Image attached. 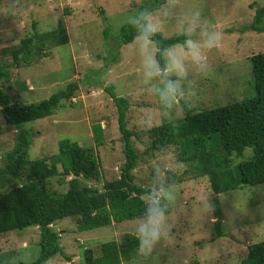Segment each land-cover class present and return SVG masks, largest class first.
Returning <instances> with one entry per match:
<instances>
[{
    "label": "rangeland",
    "instance_id": "1",
    "mask_svg": "<svg viewBox=\"0 0 264 264\" xmlns=\"http://www.w3.org/2000/svg\"><path fill=\"white\" fill-rule=\"evenodd\" d=\"M161 1L163 4L164 0ZM144 3V0H2L0 67L8 66L5 69L8 79L0 78V86L12 101L31 104L47 100L69 83L78 84L72 98L61 104L54 115L27 125L33 141L28 155L30 160L45 158L50 164V157L58 152V142L65 139L86 149L93 148L100 164V178L97 183L86 184L101 191L105 182L119 178L125 160L117 109L106 89L113 87L117 97L129 101L127 127L135 134L131 142L138 154L133 182L146 190L159 171L164 179L175 182L177 199L170 209L169 234L157 245L153 259L146 261L135 251L122 258L120 264H239L249 245L264 241V186H240L220 194L221 216L215 219L208 180L196 177L190 163L179 161L178 147L173 145L158 152L148 150V131L162 123L176 124L184 118L185 111L178 104L177 111L161 121L155 97L144 90L134 41L121 46L116 57L113 44L121 26L126 25L124 18ZM256 8L264 9V0H178L176 17L162 18L156 12L158 33L164 38L185 35L180 17L189 9H198L202 22L211 23L221 34L218 46L205 51L208 75L200 77L195 70L190 73L197 93L188 107L193 113L254 95L249 58L264 52V33L248 30ZM60 19L65 27L66 44L44 43L29 65H12L11 52L18 49L21 40L33 35V24L42 34L54 30ZM105 28L109 30L107 40L103 37ZM33 44L41 47L39 42ZM15 137V129L0 119L1 169L4 155L15 145ZM245 152L246 149L241 156L232 157L231 167L237 165L234 163L237 158L241 162L251 158ZM178 162L183 167L178 169ZM58 169L61 171L60 166L48 185L50 190L65 192L72 177L63 178ZM216 220H220L225 237H216ZM134 221L84 232L77 230L76 218L55 222L50 227L59 234V244L70 260L57 254L45 264H84V249H91L99 257L103 243L118 242L126 233L134 235ZM23 241L26 248L21 246ZM39 241L37 227L0 234V264H27L36 259L40 254Z\"/></svg>",
    "mask_w": 264,
    "mask_h": 264
},
{
    "label": "trees",
    "instance_id": "2",
    "mask_svg": "<svg viewBox=\"0 0 264 264\" xmlns=\"http://www.w3.org/2000/svg\"><path fill=\"white\" fill-rule=\"evenodd\" d=\"M2 0H0L1 3ZM140 8L151 6L158 9L161 0H144ZM32 36L21 40L18 49L12 53L14 66L29 65L34 56L41 52L44 43L63 45L67 43L62 19L54 30L39 34L32 26ZM264 33V9L256 8L252 25L248 28ZM244 29H240V32ZM105 40L109 30L103 31ZM135 32L127 25L120 28L114 41L116 57L121 46L134 41ZM164 44L175 43L184 38H164L157 33ZM39 42L41 47L33 43ZM21 53V55H19ZM254 95L214 109L193 113L184 108V118L176 124L162 123L148 131L149 151H161L169 146L179 149V161L190 163L198 178H206L212 192V214L221 216L219 195L236 190L240 186H264V52L249 58ZM8 66L0 67V78L8 79ZM78 89L77 83H69L37 103L19 104L0 86V119L16 131L13 149L4 155V168H0V234L37 227L40 231V254L27 264H44L55 255L66 261L59 244V234L50 227L65 218L77 219L79 232L120 224L138 217L143 209L144 189L133 182L132 172L137 166L138 154L131 142L135 134L127 127L126 113L129 101L117 97L113 87L106 91L117 109V126L121 135L124 163L119 178L105 182L101 190L88 186L86 182L97 183L100 178V164L93 148H83L77 142L65 139L58 142V152L50 157L30 160L28 150L32 144L30 127L32 122L51 117L61 104L69 101ZM100 129H102L100 127ZM247 146L252 156L231 167L232 157H239ZM60 166L58 173L67 181V190H50L49 179ZM217 238L225 237L220 220L214 223ZM136 240L129 233L118 241L101 245V255L95 257L91 249L82 251L84 264H120L136 251ZM239 264H264V241L249 245L246 257Z\"/></svg>",
    "mask_w": 264,
    "mask_h": 264
},
{
    "label": "clouds",
    "instance_id": "3",
    "mask_svg": "<svg viewBox=\"0 0 264 264\" xmlns=\"http://www.w3.org/2000/svg\"><path fill=\"white\" fill-rule=\"evenodd\" d=\"M157 11L162 18L176 17L178 0H164L158 9L145 6L133 10L123 23L135 32L134 43L140 59L142 84L146 93L155 97L163 122L177 111L178 104L184 108L191 107L192 97L197 93L190 73L195 70L200 77L208 75L205 51L218 46L221 34L211 23L202 22L198 9H189L180 17L184 38L164 44L157 38ZM252 154L251 146H247L245 155L251 157ZM240 162L241 158L234 161L236 164ZM176 167L179 169L183 165L178 162ZM176 199L175 182L164 179L161 172H155L143 193V209L135 218L132 229L136 252L142 259L152 260L157 245L167 238L170 209Z\"/></svg>",
    "mask_w": 264,
    "mask_h": 264
},
{
    "label": "crops",
    "instance_id": "4",
    "mask_svg": "<svg viewBox=\"0 0 264 264\" xmlns=\"http://www.w3.org/2000/svg\"><path fill=\"white\" fill-rule=\"evenodd\" d=\"M21 246H22V248H23V247L26 248V247H27V243H26L25 241H23L22 244H21ZM45 263H46V262H45ZM45 263H44V264H45Z\"/></svg>",
    "mask_w": 264,
    "mask_h": 264
}]
</instances>
